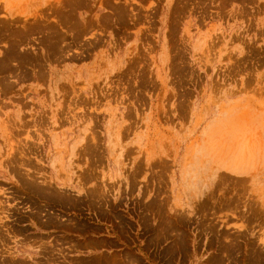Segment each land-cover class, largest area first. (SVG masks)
Listing matches in <instances>:
<instances>
[{
  "label": "rangeland",
  "instance_id": "rangeland-1",
  "mask_svg": "<svg viewBox=\"0 0 264 264\" xmlns=\"http://www.w3.org/2000/svg\"><path fill=\"white\" fill-rule=\"evenodd\" d=\"M0 264H264V0H0Z\"/></svg>",
  "mask_w": 264,
  "mask_h": 264
}]
</instances>
